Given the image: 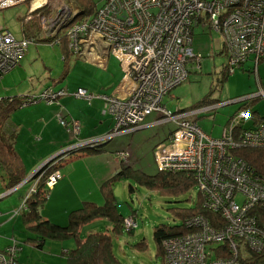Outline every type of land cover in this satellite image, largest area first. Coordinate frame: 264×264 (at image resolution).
<instances>
[{"label": "built area", "instance_id": "obj_1", "mask_svg": "<svg viewBox=\"0 0 264 264\" xmlns=\"http://www.w3.org/2000/svg\"><path fill=\"white\" fill-rule=\"evenodd\" d=\"M24 1L0 0V10ZM63 8L56 9L49 18L43 14L47 11L51 14L53 6L46 0H33L29 13L41 9L37 18L47 37L53 38L63 25L69 26L66 32L69 49L79 57L101 43L118 61L124 78L132 83L126 98L94 96L84 89L72 93L87 102L101 99L102 115L112 119L113 127L104 137L77 144L65 153L132 134L144 127L147 117L156 114L155 124L171 123L174 127L166 145L157 146L154 153L158 171L191 175L198 185L204 209L214 213L216 223L220 224L214 227L204 217L193 218V232L164 243L163 264H250L253 259L257 264H264V178L234 154L238 147L264 153V120L253 128L243 129L241 126L250 113L240 108L229 119L221 136L212 138L193 119L230 102L173 112L162 104L165 96L187 80L189 67L198 68L200 56L191 48L194 27L207 24L221 34L228 73L241 68L250 58L254 66L258 65L264 58V0H101L95 14L79 22H75L76 14ZM30 19L27 16L25 23ZM32 43V38L17 39L9 31L0 29V80L19 64ZM66 94L63 89L47 88L35 96L18 97L19 107L40 102L52 105ZM257 97H264V91L237 102ZM58 121L78 135V120L72 119L70 127L60 116ZM118 155L123 160L127 152ZM60 179L58 171L52 172L45 182L46 189L51 190ZM38 181H31L30 189L12 217L27 210V201L36 192ZM15 187L0 198L9 195ZM123 226L130 230L136 224L132 218H125ZM215 243L224 245L218 249V257ZM18 250L14 244L0 251V264H22L16 259Z\"/></svg>", "mask_w": 264, "mask_h": 264}, {"label": "rangeland", "instance_id": "obj_2", "mask_svg": "<svg viewBox=\"0 0 264 264\" xmlns=\"http://www.w3.org/2000/svg\"><path fill=\"white\" fill-rule=\"evenodd\" d=\"M32 1L25 0L22 4L0 10V29L9 31L17 39H21L24 34H27L33 41L28 46L19 64L0 80V93L7 89L8 92L5 94L13 96L14 94L17 95V91L20 89L22 91L24 89L23 93L25 94H22L23 96H35L43 90L29 95L33 84L38 83L39 79L37 77L44 82L42 84L44 89L50 88L57 91L52 87L54 84L65 87L67 83L73 85L79 82L84 72L92 74L95 71L94 73H98L95 69L86 67L88 62L86 63L85 59L72 53L64 60L65 54L58 45H51L50 42L36 43L35 40L42 41L47 37V34L41 29L37 18V14L41 9L34 10V8V12L29 13V6ZM41 1L45 0H39V2ZM46 1L54 8L51 14L48 11L43 14L49 18L56 13V9L63 10L65 9L63 7H67L75 10L72 8L71 0ZM91 2L95 4V7L101 5L100 0H91ZM27 16L31 19L30 22L25 23ZM79 21L80 19L77 20V22ZM67 29L60 30L59 37H62ZM191 48L195 55L200 56L198 68L189 67L187 80L165 96L162 104L170 112H173L176 109L189 110L210 104L219 105L230 102L229 105L221 106L193 119L205 134L212 138H219L224 123L229 117L234 116L235 110L240 104L237 100L254 95L253 93L257 90L256 75L252 69L250 72L248 71L249 64H244L242 68H235L233 72L227 74L222 36L207 24L194 27ZM9 74L11 75L8 76ZM99 74L105 78L104 74ZM6 76L8 77L5 79ZM58 76L60 79H58ZM87 78L85 77L81 81L88 83ZM5 94L4 97H6ZM205 98L208 100H204ZM152 115H155L157 119L156 114ZM71 121L69 123L65 122L69 126ZM154 122L152 126L137 130V132L127 135V137L121 136L122 138L118 139L120 146L126 147V150L132 152V167L129 169L137 171L138 174L143 173L154 176L158 173L154 153L157 146L166 145L164 143L166 140L163 137L165 132L168 133L174 129L171 123L155 124ZM246 125H249L248 122L244 127H247ZM159 141L161 142L158 143ZM86 152L83 149L64 152L56 155L54 159H50L51 161H48V163L54 161L58 165L57 170L63 176V168L61 167H65V163ZM129 158L130 155L127 154L123 160L129 162ZM4 175V170L0 169V192L3 193L6 191ZM41 178L42 172L39 168L31 179L39 180ZM129 186L133 189H130ZM112 190L118 213L124 218L133 216L136 227L130 233L126 232L127 229L121 233L113 234L111 231L112 223L107 220H99L87 225L82 230V236L95 231L109 233L113 255L121 264H162V256L159 255L153 238L154 229L159 226L172 227L178 225L179 219L175 218L173 209L192 208L196 199V189L180 193L148 189L131 177L125 176L114 182ZM19 196L20 194L13 193L4 199H0V251L16 244L19 249L16 254L19 263L67 264L66 254L75 248V240L73 238L53 239L45 237L42 247L37 248L36 244L40 241L37 240V235L29 230L23 222V215L12 217L21 205ZM65 219H67V216ZM142 241L145 247L141 249L138 244Z\"/></svg>", "mask_w": 264, "mask_h": 264}, {"label": "crops", "instance_id": "obj_3", "mask_svg": "<svg viewBox=\"0 0 264 264\" xmlns=\"http://www.w3.org/2000/svg\"><path fill=\"white\" fill-rule=\"evenodd\" d=\"M79 58L85 59V62H88L86 67L93 68L98 73H94L95 71L91 72L92 74L84 72L81 75V80L88 77V83L80 80L73 85L67 83L65 87L54 84L52 86L54 90L64 89L68 93H73L77 89H84L94 96L105 95L119 98H126L128 96L132 83L130 80L124 78V73L118 61L108 54L106 48L101 43H97L88 54L85 56L83 54V57ZM245 64H249L248 71L250 72L252 69L256 75L255 80L258 83V88L253 94H257L261 90L264 91V60L257 66H254L252 61H248ZM99 73L104 74L105 78ZM37 78L39 79L38 83L33 84L29 95L36 94L44 89V85H42L44 82L39 77ZM58 79H60L59 76ZM6 92H8L7 89H4L0 93V98H18L23 96L22 94H25L23 93L24 89L23 91L20 89L17 91V95L14 94L13 96L6 95ZM4 94L6 97H4ZM247 104L248 108L251 109L250 112H252L253 117H249L244 122V125L248 122L249 125H246L247 127L242 126L243 128H253L255 126V119H264V97L251 99ZM13 105L16 106L15 103ZM241 106L238 105L235 112ZM101 107L102 102L100 100H92L88 103L83 99L65 96L58 99L52 105L40 102L14 109L6 118L5 125L13 133L12 147L16 155L19 156L25 172L23 182L29 179L43 163L53 156L64 153L76 146V144L98 140L110 133L113 127L112 119L101 114ZM58 116L68 123L72 119L78 120L81 124L80 133L75 136L67 128H63L57 120ZM152 116L146 118L143 128L152 126L153 122L156 121V116ZM230 118L226 120L224 126ZM169 132H165L163 135L165 140H167ZM127 135H122V137H127ZM122 137L119 136L110 142L100 143L98 151L78 155L76 158L65 163V167H61L63 168L62 179L49 190L45 204L41 209V215L44 220L59 226H65L68 220L67 214L80 208L81 204L85 202L98 206L103 204L104 201L100 191L102 184L119 173L122 168L132 167V152L126 150V147L120 146L118 139ZM122 151L130 155L129 162L125 163L119 157L118 153ZM56 171L58 170L56 169ZM28 174L30 175L28 176ZM4 181L6 184L7 179L5 175ZM21 182L19 187H15L16 189L14 188L15 190L9 193V195L13 193L20 194V202L31 187L30 180L26 183ZM8 190L10 189H7L5 192ZM4 193L0 192V196ZM9 195L0 199H4ZM66 216L67 219H65Z\"/></svg>", "mask_w": 264, "mask_h": 264}, {"label": "trees", "instance_id": "obj_4", "mask_svg": "<svg viewBox=\"0 0 264 264\" xmlns=\"http://www.w3.org/2000/svg\"><path fill=\"white\" fill-rule=\"evenodd\" d=\"M71 4H72V8H74L75 10H72L70 8L68 9L71 12V14L72 13L76 14V16L74 17L75 21L79 19L80 21H86L87 19L92 17L99 8V7L98 8L95 7V4H93L91 0H71ZM63 28H69V26L63 25ZM63 28H61V30ZM66 32L67 31H65V34L62 37H59V34H57L53 38L47 37V39L44 38V40L42 41L41 40L38 41L35 40V41L36 43L50 42L51 45L53 44L58 45L61 48L63 54H65L63 58L65 60V58H67L66 57L67 55H70L71 53L74 54L69 49V38L66 36ZM24 37H28L27 34H24ZM62 42H64V44H62ZM77 57L79 56L77 55ZM263 60L264 58L259 60L258 64H260L261 61ZM248 61H252V59L250 58L246 62ZM245 63H243V65ZM65 96L74 97L72 93H68L64 96L57 98V100ZM93 100H100L102 102V107H101V114H102L103 101L101 99H93ZM204 100L207 101L208 99L205 98ZM19 101L20 100L18 98H5V99L0 98V169L4 170V174L7 179L5 185L6 190L11 189L15 187L17 184H19L24 179V173H25L22 164L19 160V156L16 155V152L13 150L12 147L13 133L12 131H9V129L5 125V121L8 115L14 109L20 108ZM248 101L241 102L239 105H242L241 108H245L246 110L249 111L250 113L249 117L251 116L253 117L252 112H250V108H248L247 106ZM14 103L16 104V106L13 105ZM262 120L264 119H258V120L255 119V124L260 123ZM228 123L229 120L225 124L224 128L227 126ZM242 125H244V123ZM241 127L243 128V126ZM243 129H248V128H243ZM83 149L87 150V152L98 151L100 149V145H95L94 147H85ZM234 154L237 157L241 158L242 161L249 168L254 170L256 174L264 178V153L261 150L252 149L248 147H238V149L234 151ZM53 163L54 161L45 164L40 168L42 172V178L39 179L38 181L36 192L32 194L27 201L28 208L22 214L23 215L22 220L26 224L27 228L37 235L36 236L37 240H39L40 242L36 244V247L39 249L42 247L45 237H51L53 239L73 238L75 240L76 245L74 249L70 250L66 254L67 264H121L113 255L111 235L109 233L102 231H95L89 233L86 236H82V230L87 225H91L96 221L107 220L112 223L111 231L113 234L121 233L123 230L126 231V229H124L123 226V221L125 218L118 213L115 204V198L113 195V190H112V186L114 182L120 180L121 178H124L125 176L131 177L140 185L148 189L171 191L173 193L187 192L196 189V199L192 208L173 209L175 218L179 219L178 225L172 227L159 226L154 229L153 238L157 245L158 253L160 256H162V264H163V256L165 253L164 243L172 239L181 238L183 236H186L190 232H193L194 227L191 225L193 218L197 216H201L206 218L212 226L214 227L220 226V224L216 223L218 219L215 216V214L211 212H207L204 209L201 194L198 192L197 189L198 185L195 179L191 175L167 174L157 171L158 173L156 175L148 176L143 173L138 174L137 171H133L125 167L122 168V170L119 173H117L115 176H113L111 179L107 180L102 184L100 191L104 202L101 206H98L93 203L85 202L84 204L81 205L80 208L71 211L68 214V220L65 226H59L53 224L47 220H44L41 215V209L45 204V201L47 199V194L49 192L45 187V182L48 176L52 172H54L58 166L57 164H53ZM129 187L130 189H133L131 186ZM126 218H132V220H134L136 224V221L133 216ZM133 230L134 228L127 230L126 232L130 233ZM214 245H215L214 249L217 250L216 257H218L219 254L218 249L223 248L224 245L221 243H217V244L215 243ZM138 246L142 249L145 247V244L142 241L138 244ZM250 264H257V262L253 259Z\"/></svg>", "mask_w": 264, "mask_h": 264}, {"label": "water", "instance_id": "obj_5", "mask_svg": "<svg viewBox=\"0 0 264 264\" xmlns=\"http://www.w3.org/2000/svg\"><path fill=\"white\" fill-rule=\"evenodd\" d=\"M54 157H55V156H53L52 158H54ZM52 158H50V159H52ZM50 159L47 160L45 163H47L48 161H50ZM45 163H43L42 166H43ZM42 166H41V167H42ZM41 167H40V168H41ZM36 172H37V170L31 175V177H33V175H34ZM31 177H30V178H31Z\"/></svg>", "mask_w": 264, "mask_h": 264}, {"label": "clouds", "instance_id": "obj_6", "mask_svg": "<svg viewBox=\"0 0 264 264\" xmlns=\"http://www.w3.org/2000/svg\"><path fill=\"white\" fill-rule=\"evenodd\" d=\"M242 67V66H241ZM227 72V71H226ZM228 73V72H227Z\"/></svg>", "mask_w": 264, "mask_h": 264}]
</instances>
